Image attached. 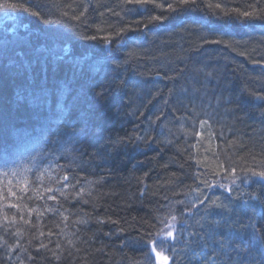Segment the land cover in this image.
Here are the masks:
<instances>
[{"label": "trees", "instance_id": "trees-1", "mask_svg": "<svg viewBox=\"0 0 264 264\" xmlns=\"http://www.w3.org/2000/svg\"><path fill=\"white\" fill-rule=\"evenodd\" d=\"M6 2L17 6L0 7V29L12 28L15 35L0 31V38L28 40L29 58L55 46L63 60L48 67L51 120L18 100L21 78L10 62L0 66V153L19 135L29 138L36 128L50 132L49 144L33 138L36 153L21 149L19 156L0 160V176L28 170L5 197L16 196L0 200V264H149L143 240L147 234L158 239L171 224L184 231L157 247L173 258L169 264H208L210 250L219 256L216 264H239L225 260L226 244L238 228H246L247 218L264 237V182L252 188L256 201L249 197L243 207L227 197L239 171H264V101L251 96L262 89L264 72L248 70L243 58L264 61V0H196L198 7L175 13L167 6L179 0H0V5ZM206 8L238 15L239 22L213 20L205 26L197 21ZM246 11L252 19L243 16ZM205 64L214 65L216 83L197 98L195 111L208 108L214 122L207 121L195 140L196 130L187 125L194 117L186 113L180 126L190 138L183 140L178 127L166 123L182 112L180 103L192 102L191 92L201 93L204 84L195 69ZM80 69L83 74L72 79ZM55 137L54 151L34 141L48 146ZM43 157L50 168L41 164ZM63 176L69 189L52 193ZM246 246L238 253L247 264H264V247Z\"/></svg>", "mask_w": 264, "mask_h": 264}, {"label": "snow or ice", "instance_id": "snow-or-ice-1", "mask_svg": "<svg viewBox=\"0 0 264 264\" xmlns=\"http://www.w3.org/2000/svg\"><path fill=\"white\" fill-rule=\"evenodd\" d=\"M139 3L147 4L148 0H138ZM203 2V0H201ZM17 5L11 3H4L0 5L3 8L16 7ZM168 9L172 12H181L188 11L192 8L198 7L196 0H179L177 5L174 7L173 4H168ZM219 9V5L216 6ZM39 16V13H35ZM243 16L247 19H252V14L250 12H244ZM153 20H161L162 17L155 16ZM236 19L239 22V16H233L232 14H224L220 11L212 12L208 8L205 9V16L201 20L197 21L209 26L213 20L221 21H232ZM0 31L10 32L12 35H15V30L12 28L0 29ZM30 45L28 40H4L0 38V66L7 67L10 62L13 65L15 74L22 80V89L23 94L18 96V100L27 101L31 105L37 106L41 111L47 112V119L51 120L55 116V113L51 107V98L53 95V88L49 87V77H48V67L51 64L54 68L63 60V57L58 54V50L55 46L50 48H41L37 52H43V55H33L31 58L28 57V54L24 50ZM83 59V58H81ZM39 66L40 72L37 73L34 69ZM96 72L101 71L99 67L94 69ZM78 74H83V70L80 69L78 72H74L72 79H76ZM95 96H102V92L93 93ZM3 119V115L0 114V120ZM59 123V120L56 121ZM76 133H70V135H75ZM235 172V169H232ZM252 175L259 176L264 178V171L255 172L253 171ZM67 180V176L64 177ZM13 195H15L13 193ZM203 203V201H201ZM172 220L175 221L176 217L172 216ZM169 229L160 239H152L151 234L149 239L143 240V243L150 250L149 253H146V259H148L149 264H152V257L154 256L157 264H169L170 260L173 258L169 255H165L163 251H157V247L163 248L165 244L168 243L169 239L174 238L175 233L171 229H176V224L169 225ZM248 242L252 245L260 244L264 247V237L258 236L255 229L249 234Z\"/></svg>", "mask_w": 264, "mask_h": 264}, {"label": "bare ground", "instance_id": "bare-ground-1", "mask_svg": "<svg viewBox=\"0 0 264 264\" xmlns=\"http://www.w3.org/2000/svg\"><path fill=\"white\" fill-rule=\"evenodd\" d=\"M246 23H248L250 25L253 24L254 28H256L258 26V24L257 25L255 24V21L249 20ZM241 26L243 27L242 24H241ZM242 27H240V28L250 32L248 29L242 28ZM256 30H258V29H253L252 32H254ZM232 32H235V31L233 30ZM226 33L231 35V32H229V31H227ZM122 43L123 42L119 43V46H122L123 45ZM261 57L262 56H259L258 58L253 59L252 56L251 57L250 56H243L244 61H245L246 65L248 66V70L253 68V69L257 70L256 71L257 74H262L261 72H264V61L262 60ZM206 66L207 67L203 70L195 69L197 72H199V75L202 77L201 82H202V84H204L201 93L195 91V92H191V95L188 96L189 99H192V101H195V103H192V102L191 103H185V102L180 103V105L182 106V107H180L182 109V112L177 115V118L175 121L171 120L170 123H168V122L166 123L167 125L178 127L177 131L179 133H182L181 139H183V140H189V138H190L188 135L185 134L186 129L184 130V133H183L182 131L184 128L180 126L181 121L188 118L187 114H189V115L191 114V116L194 117V120H192V121L190 120L191 124H189V121H188L187 125L190 126L189 128L196 130L194 133V139L195 140H198L200 138V133L204 130L203 126H204V124L207 123V121H213L214 122V119L212 118V116H209V113H208L209 109L208 108H207V110L205 109L204 114H199L198 112L195 111V110L199 109V104L196 103V102H198L197 98L205 97V93H206L205 91L208 89V84L211 83L212 85H214L216 83L215 82V71H214L215 67H214V65H211V66L206 65ZM210 74H212V77L210 76ZM172 87H175V86H172ZM258 88L259 89L256 90L253 95L251 94V96L252 97L254 96V98L257 99V101H258V98L261 97L264 101V85L262 86V89L260 87H258ZM248 97H250V96H248ZM175 98H177V97L175 96ZM200 105H202V104H200ZM157 124L155 126H157ZM161 125L162 124H159V127ZM23 130H26V129H21V131H23ZM141 130H143V128H139L135 131L136 135H135V133L133 134L134 139L139 136V133ZM178 134H176V135H178ZM34 141L38 144L39 147H43L42 144L44 142L39 144L37 139H34ZM7 151H10V149L9 150L4 149L2 152H7ZM49 156H51V155H49ZM40 160L42 161V163H41L42 165L46 166L47 168L51 167L50 164H48L46 157H43ZM252 165H257V164H252ZM51 170H52V172L54 170H56V166L54 164L52 165ZM254 171L258 172V169L254 170ZM252 173H253V170H250V168L249 169H243L242 173L239 171L238 176L235 175V176L231 177L232 178V186H230V188H229V192H228L229 195H227V197L230 201L233 202V204L240 206V207H243L244 205L247 204L249 197H251V199L253 201H256V195L254 193H252V192H254V191H252V188L253 187L256 188L259 184H262L264 182V178H261L258 175L254 176V175H252ZM64 177L65 176H63V178ZM63 178H62L61 182H58L57 185L53 187L52 193L57 194V193H61L62 190H68L69 189V187H70L69 185H67V184L64 185V181H66V180ZM214 180H215L214 177L210 178L209 183H210L211 187L214 186ZM7 194H8V190L3 189L1 187V184H0V200H2L3 202H6L7 199L10 200L11 198H14L16 196V195H13L10 198H6L5 196H7ZM247 220H248V223L246 222L247 223L245 225L246 228H244V229L238 228L236 230V232L233 233V235H235L234 239L230 240V242H231L230 244H226L227 254H226V257H224V258L229 263H231V262L233 263V262L238 261L237 263H239V264H247L249 259L248 258L243 259V256H240L238 252L242 251L243 247L247 248V246H246L247 244H249L250 247L259 246V243L256 245H252L248 242V236L253 231V225H251V223H252L251 218L250 219L247 218ZM168 230H170V229H168ZM179 235H180V232H178V227H176L175 236H174V238L169 239V241L174 242ZM162 236H164V235H162ZM162 236H160V237H162ZM160 237L158 239H160ZM208 255L210 256V259H208L209 260L208 264H214L215 261L218 260L219 256L217 255V253H215V251L210 250L208 252ZM236 257L239 260L236 259ZM252 257H255V256L252 255ZM198 260L205 262L204 258H199Z\"/></svg>", "mask_w": 264, "mask_h": 264}, {"label": "rangeland", "instance_id": "rangeland-1", "mask_svg": "<svg viewBox=\"0 0 264 264\" xmlns=\"http://www.w3.org/2000/svg\"><path fill=\"white\" fill-rule=\"evenodd\" d=\"M192 103H195V101H192ZM196 103H198V102H196ZM37 129V128H36ZM33 130L32 131V133H33V135H31L29 138H28V135H29V133H25V135H19V136H17L16 138H15V140L13 141V145L12 144H10V145H5L2 149H6V150H9V149H11V147H13V146H15V147H13V152L10 154V155H7L5 152H1L0 153V160H2V159H4V160H9L8 159V157H10V156H19V150H23V151H29V150H32V148H34L35 150H32V151H30L31 153H36L37 151H36V145L33 143V138H42V139H44L45 141L44 142H47V144H49V138H50V132L49 131H47V132H39L38 130ZM31 132V131H30ZM163 131H161V133H162ZM147 133H148V130H147ZM162 135H164V134H162ZM78 138V137H77ZM77 138H75V143H77V142H80V140L81 139H77ZM76 140H77V142H76ZM163 140V141H162ZM57 141H58V138L57 137H55L53 140L51 139V143H50V145H48V146H43L44 148H46V147H48V149L46 150V151H54L53 149L55 148L54 147V144H59V143H57ZM161 141L162 142H167V140H165L164 139V137H161ZM59 149L62 151L63 149H62V146H60L59 147ZM18 152V153H17ZM51 153H53V152H51ZM58 154H60V153H58ZM28 171H27V169H24V171H21V173H23V174H26ZM20 177V176H19ZM187 214V213H186ZM182 228V227H181ZM171 230H173L174 231V233H175V231H176V229H171ZM180 231H184L183 229L182 230H180V228L178 229V232H180ZM163 237V236H162ZM161 238V237H160Z\"/></svg>", "mask_w": 264, "mask_h": 264}]
</instances>
